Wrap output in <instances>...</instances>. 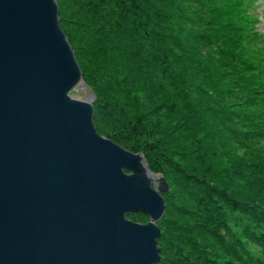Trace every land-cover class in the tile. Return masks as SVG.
I'll return each instance as SVG.
<instances>
[{
	"label": "trees",
	"instance_id": "1",
	"mask_svg": "<svg viewBox=\"0 0 264 264\" xmlns=\"http://www.w3.org/2000/svg\"><path fill=\"white\" fill-rule=\"evenodd\" d=\"M224 1L56 0L60 27L82 71L86 92L95 97L96 132L143 155L149 169L153 165L168 184L170 179L175 189H182L175 192L178 202H187L188 197L199 205L197 213L174 206L182 223L186 222L178 228L187 235L172 238L178 237L182 246L190 247L192 237L197 249L193 252L207 260L203 264H220L222 251L235 259L226 258L224 264H247L234 244L199 222L208 215L213 218L217 210L215 215L227 227L223 204L209 208L205 202L212 197L242 214L259 215L264 222V210L259 207L264 198L257 199L264 192V160L257 155L250 163L241 160L239 164L235 159L237 170L220 171L225 164L221 151L230 160L232 141L249 149L237 139L238 123L232 117L239 115L231 109L242 105L232 96L244 91L242 75L252 69L244 59L247 49L241 47V39L264 38L257 14L260 0H247L252 13L245 0H236L232 6ZM244 17L248 23L243 22ZM212 48H218L217 54ZM258 87L264 88V82ZM211 101L216 108L208 106ZM211 114L216 116L208 122ZM173 123L174 128L167 132ZM164 166L172 170L173 178ZM199 236L204 246L197 241ZM250 238L259 240L254 234ZM166 241L162 232L158 247ZM181 254L178 250L175 255L188 260L189 254ZM179 263L194 264L179 258L168 260L162 250L159 264Z\"/></svg>",
	"mask_w": 264,
	"mask_h": 264
},
{
	"label": "water",
	"instance_id": "2",
	"mask_svg": "<svg viewBox=\"0 0 264 264\" xmlns=\"http://www.w3.org/2000/svg\"><path fill=\"white\" fill-rule=\"evenodd\" d=\"M76 88L56 0H0V264H159L169 186L96 132Z\"/></svg>",
	"mask_w": 264,
	"mask_h": 264
},
{
	"label": "rangeland",
	"instance_id": "3",
	"mask_svg": "<svg viewBox=\"0 0 264 264\" xmlns=\"http://www.w3.org/2000/svg\"><path fill=\"white\" fill-rule=\"evenodd\" d=\"M245 1H246L245 2L246 6L250 9V12L252 13L253 12L252 7L251 8L249 7V5L251 6L252 4H249L247 0ZM236 2H237L236 0H225L224 4L227 3L228 5L232 6L235 5ZM259 14H261L262 17H264V12L262 13L260 12ZM255 16L257 18V15ZM262 17H258V19L260 20ZM243 22L248 23V17H244ZM245 27L247 28V25H245ZM256 27L258 28V25H256ZM263 29L264 27L261 26L260 31ZM241 40L243 41L241 47L247 49L244 59L246 60V62L248 61L250 62V66L252 67V69L251 71L246 69L247 71L244 72V74L242 75L243 80L241 81L242 84L241 86L244 89V91L241 92V90H239L238 92H234L232 96V98L238 97L239 98L238 102H242V105L240 104L239 106H235L231 110L235 113H238L239 115L238 117L236 116L232 117L233 121L238 123L235 126L236 129L239 130V135H236L237 139L242 140L244 143L248 144L249 149H245L241 145H238L235 141H232L230 145L233 156H231L230 160L228 159V156L224 154V150L221 151V154H223L222 155L223 159L221 160L224 161L225 163L224 165L222 164V168H220V171H222V173L224 171V168H227L228 170L229 167L234 168V170L238 169L237 166L238 163L235 162V159L239 161V164L241 163V160L242 161L245 160L246 162L249 161L250 163V161L255 160V157L257 155H258L257 157H260L261 161L264 160V88L258 87L259 84L264 82V66H263L264 38H256L252 36L250 39L248 38V42L244 39ZM217 51L218 48L211 49V52L213 54H217ZM87 94L88 93L86 91H83L79 88H76L72 93H70V95L73 98L83 101L86 100ZM196 98H197L196 96L191 95V99L193 101H196ZM247 98L250 99V102H247L246 100ZM230 101L232 100L230 99ZM232 103L233 101L230 102V104ZM208 106L216 108L215 104H213L212 101L208 103ZM215 116H216L215 114H211L208 122H211ZM219 120L220 118L217 119V121L220 123ZM246 120H249L248 124L243 125L244 121ZM229 125L233 126L232 123H230ZM174 126L175 123H173L171 127H167L166 128L167 132L172 128H174ZM231 160H233V162ZM177 165L178 167H181V164L177 163ZM150 169L149 170L151 171V173H153L154 176L163 177L162 174L153 167V165ZM163 170L169 171L171 177L173 178L171 169H169L167 166H164ZM167 180L169 181V184L166 180L165 181L169 186V193H168L169 195L161 194V196L165 199L166 211L168 210V214H166V216L164 215L163 220H161L160 223L158 224V228L161 230V232H163V237L166 238L167 241L164 244L159 243V247L161 248V250H164V257H166V259L168 260L179 258L181 262H183L184 260L187 263H194V264L207 263L206 259L204 260H202L203 258L200 259L193 252V251L197 252V249L194 247L196 244L193 241L192 237L190 239V242L192 243L190 247L182 246L183 245L182 240L180 241L178 237L172 238L173 235L176 236L181 235V238L187 235L186 233H182V231H180L178 228L182 226L181 224L186 225V222L182 223L183 221L175 213L174 206L179 204L180 207H184V208L188 207L191 208L192 210L194 209L195 213H197L199 211L198 210L199 205L196 203L195 204L192 203L190 201V198L188 197H185L187 202H183V201L178 202V200L175 198V192L182 189L179 188V186H177L175 189L174 187L175 185L174 184L172 185L170 179ZM179 182L181 183L180 179ZM201 196L204 199L206 197L202 194ZM263 196H264V192H261V196H258L257 199L261 201V199L264 198ZM214 199L217 198H213V197L208 198V200H205V202H207L209 208L215 207V205L218 203L223 204L221 210L225 212V216H226L225 223H227V227L224 225L223 219L218 218L217 214L215 215V213H217V210L213 211L214 214L213 218L210 217V215H208V217L205 216V219L200 220L199 222H202L203 224H206V226L211 227L217 232H220L228 243L234 244L240 256H242V258L243 256L245 257L247 264H264V222L261 219V217L259 215L252 216L245 212L242 214L236 208H232L229 205L224 204L221 199H217V200ZM259 207L260 209L264 210L263 203ZM170 212H173L172 213L173 216L169 214ZM198 214H200V212ZM128 219L133 221L134 223H139V224L148 223V218L141 214H134L128 216ZM190 223H192V221H190ZM250 234H254L256 237L259 238V240L251 239ZM197 241L202 246H204V242L200 236L197 237ZM166 247H168L167 250H165ZM178 250L182 252L181 255L185 256L189 254L188 260H185L186 256L177 258L175 254L178 252ZM226 258L235 260L232 256H229L226 252L222 251L220 259L218 261H220V264H224V259ZM235 263L241 264L240 262H235Z\"/></svg>",
	"mask_w": 264,
	"mask_h": 264
}]
</instances>
